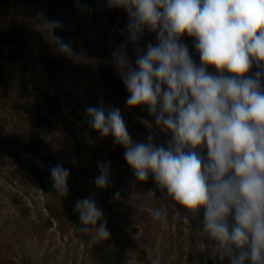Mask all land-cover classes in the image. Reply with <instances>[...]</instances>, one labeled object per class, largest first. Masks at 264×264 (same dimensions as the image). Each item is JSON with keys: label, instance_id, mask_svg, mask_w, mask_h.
<instances>
[{"label": "rangeland", "instance_id": "1", "mask_svg": "<svg viewBox=\"0 0 264 264\" xmlns=\"http://www.w3.org/2000/svg\"><path fill=\"white\" fill-rule=\"evenodd\" d=\"M80 2L85 11L74 0H0V264H229L203 232V208L189 212L154 180L137 182L124 149L88 125L85 108L102 100L120 108L133 141L146 142L150 132L156 145L171 139L154 126L146 106L127 107L126 89L108 84L114 51L124 46L134 65L135 49L154 43L155 34L145 31L131 44L123 10H110L103 0ZM45 19L61 22L56 35L71 42L73 58L54 51L40 31ZM181 41L198 63L193 38ZM199 151L206 156V149ZM66 153L73 171L68 195L60 198L49 170L63 166ZM105 160L111 183L100 190L93 180L96 162ZM149 191L154 196H146ZM88 196L103 212L107 240L79 231L74 203ZM161 207L166 228L152 215Z\"/></svg>", "mask_w": 264, "mask_h": 264}, {"label": "clouds", "instance_id": "2", "mask_svg": "<svg viewBox=\"0 0 264 264\" xmlns=\"http://www.w3.org/2000/svg\"><path fill=\"white\" fill-rule=\"evenodd\" d=\"M74 2L86 10L80 0ZM103 3L126 14L129 43L145 31L155 34L154 43L135 49L134 65L124 46L114 51L113 61L128 93L126 106H146L154 126L171 139L156 145L150 132L146 142L133 141L120 108L102 100L85 108L88 125L124 149L137 182L151 174L175 204L193 213L203 208V232L229 264H264V0ZM61 28L59 20L45 19L40 31L55 52L73 58L71 42L56 35ZM184 35L193 38L198 63L181 41ZM254 65L258 70L252 72ZM198 149H206V157ZM96 166L93 183L104 190L111 183L110 161ZM49 171L55 193L67 196L70 170L56 164ZM120 198L116 191L113 199ZM74 210L79 231L93 241L109 238L94 198L77 199ZM152 215L167 227L165 208Z\"/></svg>", "mask_w": 264, "mask_h": 264}, {"label": "trees", "instance_id": "3", "mask_svg": "<svg viewBox=\"0 0 264 264\" xmlns=\"http://www.w3.org/2000/svg\"><path fill=\"white\" fill-rule=\"evenodd\" d=\"M109 70H110V72H108V75H111L110 76V83H108L109 85H111V82L112 81H115L117 84H118V86L122 89H125L124 88V86H123V84H122V81H121V79L119 78V74H118V70H117V67L116 66H114V67H109L108 68ZM0 71H1V69H0ZM0 74H2V75H0V78H1V76H3L4 74L1 72ZM119 79V80H118ZM198 151H199V149H198ZM200 153H201V151H200ZM201 155L203 156V157H206L205 156V154L204 153H201ZM67 156H71V155H69V154H67L66 153V155L65 156H63V157H61V161H62V163H63V167H65V168H68V166H69V163H68V159H67ZM72 157V156H71ZM63 158V159H62ZM75 161H74V163H73V166H75V164H76V169H77V171H78V166L80 165V163L79 162H76V161H78L76 158L74 159ZM71 172L73 171V169L72 170H70ZM85 172H86V170H85ZM149 181H147V182H145V184L146 185H149L150 184V181H152L153 179H152V177H151V175H149V179H148ZM80 186V185H79Z\"/></svg>", "mask_w": 264, "mask_h": 264}]
</instances>
